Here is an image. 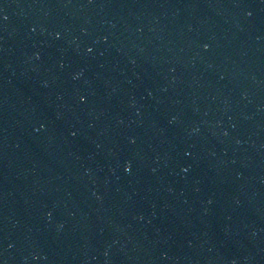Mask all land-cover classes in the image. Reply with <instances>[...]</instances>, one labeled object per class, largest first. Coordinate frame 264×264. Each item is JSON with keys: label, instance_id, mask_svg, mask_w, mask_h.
<instances>
[{"label": "water", "instance_id": "95a60500", "mask_svg": "<svg viewBox=\"0 0 264 264\" xmlns=\"http://www.w3.org/2000/svg\"><path fill=\"white\" fill-rule=\"evenodd\" d=\"M0 264H264V0H0Z\"/></svg>", "mask_w": 264, "mask_h": 264}]
</instances>
